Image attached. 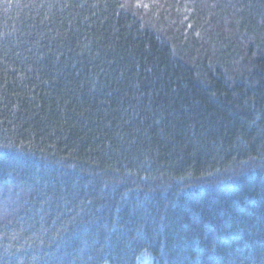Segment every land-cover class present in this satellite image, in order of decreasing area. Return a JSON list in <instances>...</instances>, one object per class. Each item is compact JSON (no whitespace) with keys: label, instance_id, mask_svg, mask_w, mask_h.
Listing matches in <instances>:
<instances>
[{"label":"trees","instance_id":"1","mask_svg":"<svg viewBox=\"0 0 264 264\" xmlns=\"http://www.w3.org/2000/svg\"><path fill=\"white\" fill-rule=\"evenodd\" d=\"M142 258L264 264V0H0V264Z\"/></svg>","mask_w":264,"mask_h":264},{"label":"rangeland","instance_id":"2","mask_svg":"<svg viewBox=\"0 0 264 264\" xmlns=\"http://www.w3.org/2000/svg\"><path fill=\"white\" fill-rule=\"evenodd\" d=\"M148 262L149 264L151 263L150 261H147V259L142 258L141 261L138 262V264H148Z\"/></svg>","mask_w":264,"mask_h":264}]
</instances>
